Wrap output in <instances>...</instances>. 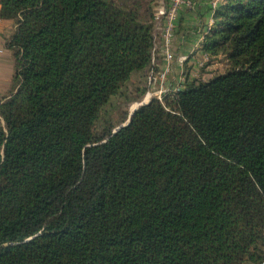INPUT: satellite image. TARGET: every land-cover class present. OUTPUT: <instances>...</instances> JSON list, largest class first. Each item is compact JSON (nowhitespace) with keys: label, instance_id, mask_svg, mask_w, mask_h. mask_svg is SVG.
<instances>
[{"label":"trees","instance_id":"16d2710c","mask_svg":"<svg viewBox=\"0 0 264 264\" xmlns=\"http://www.w3.org/2000/svg\"><path fill=\"white\" fill-rule=\"evenodd\" d=\"M155 7L0 0V264H264V0L210 6L201 73L112 133L150 88Z\"/></svg>","mask_w":264,"mask_h":264},{"label":"crops","instance_id":"0c3cea01","mask_svg":"<svg viewBox=\"0 0 264 264\" xmlns=\"http://www.w3.org/2000/svg\"><path fill=\"white\" fill-rule=\"evenodd\" d=\"M194 1V9L183 6L179 11L172 41L173 60L170 63V71L163 83L156 82L154 84L155 89L168 92L179 88L184 82L186 71L191 77L199 75L195 73L194 68L199 72V67L206 59V53L202 49L201 43L205 33L213 24V17L210 0ZM12 30L11 20H0V48H2L0 52V96L8 91L14 70L13 57L5 45ZM156 59L158 63H154L152 66L159 69L165 62L160 55H157ZM203 76L205 77V75Z\"/></svg>","mask_w":264,"mask_h":264},{"label":"built area","instance_id":"2783aa9c","mask_svg":"<svg viewBox=\"0 0 264 264\" xmlns=\"http://www.w3.org/2000/svg\"><path fill=\"white\" fill-rule=\"evenodd\" d=\"M221 0H210L209 4L211 8H214ZM183 6L194 9V0H156L155 7V22H154V46L152 52V64L158 63L156 56L164 60L165 64L155 70L153 66L149 73V90L146 92V96L142 101L149 100L151 96H156L161 99L166 91L155 89L154 84L158 82L163 83L166 79L167 73L170 71V63L173 60L172 41L176 29V22L179 11ZM2 48H0V52ZM163 87V85H161ZM160 94V95H158Z\"/></svg>","mask_w":264,"mask_h":264},{"label":"rangeland","instance_id":"374dc122","mask_svg":"<svg viewBox=\"0 0 264 264\" xmlns=\"http://www.w3.org/2000/svg\"><path fill=\"white\" fill-rule=\"evenodd\" d=\"M226 64H227L226 61L223 58H220L218 62L216 61V63H214L213 65H210V66L206 67L202 71V74L205 75V77L207 78L208 75L210 76L214 72L221 71L223 68L226 67ZM200 67H199V72H198V69L196 70V68H194L195 73H197V74L201 73ZM145 95H146V93L143 95V97L139 101H133L127 106L126 119H127L128 115H129V112L137 105V103L141 102L144 99ZM158 95H160V94H158ZM149 96H148V98H149Z\"/></svg>","mask_w":264,"mask_h":264},{"label":"water","instance_id":"95a60500","mask_svg":"<svg viewBox=\"0 0 264 264\" xmlns=\"http://www.w3.org/2000/svg\"><path fill=\"white\" fill-rule=\"evenodd\" d=\"M147 102H148V100H147V101H141V102L137 103V105H136V106H135V107L129 112V115H128L127 119L125 120V122L119 124L116 128H114V130L112 131V133H115L120 127L127 125V124L129 123V121H130V117H131L133 111H134L139 105H141V104H145V103H147Z\"/></svg>","mask_w":264,"mask_h":264}]
</instances>
